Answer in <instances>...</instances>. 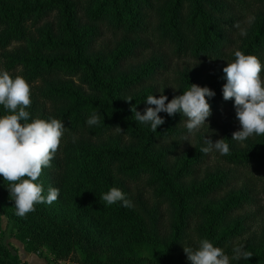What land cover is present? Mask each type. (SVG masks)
<instances>
[{
  "label": "trees",
  "instance_id": "obj_1",
  "mask_svg": "<svg viewBox=\"0 0 264 264\" xmlns=\"http://www.w3.org/2000/svg\"><path fill=\"white\" fill-rule=\"evenodd\" d=\"M255 13L257 19L246 29L245 21ZM16 44L22 46L12 49ZM236 50L255 55L264 66V0H0V71L29 83V122L56 118L65 126L51 166L42 170L37 183L46 181L48 188H58L60 197L65 185H74L79 218L94 217L109 228L127 231L114 256L103 260L80 254V264H182L158 249L166 219L173 244H178L193 227L197 202L224 196L251 175H258L264 192V135L250 136L241 147L232 140L238 122L225 127L228 168L200 180L213 157V150L204 154L200 149L207 146L218 119L236 113L234 98H223L225 75L213 79L206 71L209 66L226 67ZM180 61L203 70H186L189 75L183 78L174 66ZM191 84L215 92L207 98L212 114L199 129L189 133L181 113H159L165 123L156 132L134 120L131 105L143 114L147 107H155L146 103L148 95L159 98L163 92L167 103ZM129 97L131 103L125 100ZM93 112L100 122L89 126L86 120ZM6 114L0 105V116ZM107 136L117 137L106 143ZM95 185L102 189L100 196L111 187L121 189L133 207L85 198L83 194ZM141 185L155 199L146 207H139L132 197ZM252 193H238L217 208L209 227L197 229L201 240L224 250L240 239L239 224L225 228L221 223L259 207ZM38 211L36 205L29 214ZM252 216L240 225L252 221ZM4 217L14 224L15 237L29 253L43 256L39 247L47 246L62 259L64 243L52 242L0 200V233ZM0 264H25L2 236ZM242 264H264V248Z\"/></svg>",
  "mask_w": 264,
  "mask_h": 264
},
{
  "label": "clouds",
  "instance_id": "obj_2",
  "mask_svg": "<svg viewBox=\"0 0 264 264\" xmlns=\"http://www.w3.org/2000/svg\"><path fill=\"white\" fill-rule=\"evenodd\" d=\"M234 57L223 68L227 83L222 92L224 100L234 98L236 118L242 129L233 133L232 140L243 142L252 135H264V79L261 78L264 66L258 57L241 50H236ZM160 93L159 98L147 96L146 103L155 107H147L143 114L137 111L136 105H131L134 120L150 125L153 132L165 123L159 115L161 112L169 116L181 113L187 118L185 126L189 133L199 129L212 114L207 98L214 97L215 92L208 87L191 84L182 95L174 96L167 103L168 97ZM125 100L131 103L132 98ZM0 105L9 113L0 116V176L8 182L7 189L10 199L15 202L16 215L25 217L35 211L37 204L51 205L60 194L58 188L49 187L45 196L37 180L42 170L51 166L65 126L56 118H35L29 122L30 113L26 109L31 106L30 85L22 76L13 78L7 70L0 71ZM99 122L100 116L96 112L86 120L89 126ZM213 147L221 155L229 154L226 138L215 142L207 140V146L200 152L207 154ZM99 198L108 206L122 202L124 207H133L132 201L117 187H111ZM184 252L191 264H230L229 256L206 238L199 241L196 250L184 246ZM233 253V260H248L253 256L244 245L234 247Z\"/></svg>",
  "mask_w": 264,
  "mask_h": 264
},
{
  "label": "rangeland",
  "instance_id": "obj_3",
  "mask_svg": "<svg viewBox=\"0 0 264 264\" xmlns=\"http://www.w3.org/2000/svg\"><path fill=\"white\" fill-rule=\"evenodd\" d=\"M256 13L248 17L245 21L246 29H249L250 26L257 19L255 17ZM113 41V40H112ZM107 45V42L103 43L102 48ZM21 44H16L12 49H17L21 47ZM11 49V50H12ZM175 69L178 75L183 78H186L189 74L186 70L201 72L203 70L202 66H195L194 63L191 64L188 61H180L175 63ZM207 75H212L213 79H218L221 76H224L223 68H216L215 70L208 67ZM190 80V77L188 78ZM76 85H80V79L74 78L71 79ZM236 131L242 130L239 124L238 119L236 118V113H228L220 117L217 121V124H214L213 135L210 134L208 139L211 140V137L215 139H221L225 136L226 126H231L232 123H237ZM206 129L202 130L201 133H206ZM115 137L107 136L104 139V142L108 143L110 140L115 139ZM216 140H214L215 142ZM241 147H244V141H238ZM212 165L209 168L204 169L201 172L200 180L204 181L206 176L212 173H217L219 170H225L227 167L225 162V155H221L215 148L212 149ZM182 157L179 159L181 160ZM178 164V161H176ZM260 181V180H259ZM258 182V175H251L249 177H244L240 180L238 188H235L233 191H229L224 196H218L216 198H210L208 200H201L197 202L195 207L194 215V224L189 233L186 234L184 239H182L178 244H173V230L170 224V221L166 219L165 223L161 227V238L159 240L158 246L161 252H165L168 256H172L173 259L179 260L182 264H191L187 259L186 253L184 252V246L196 250L199 246V241L201 237L199 236V228L207 229L210 225V220L214 217L217 208L223 206L230 198L238 193L246 192L247 190H254L252 195L256 198V201H260V206L255 208H247L245 211L238 212L234 217L225 221V228H231L239 224L240 232H243V235L240 239L232 242L224 249V253L229 256L230 264H242L250 261L252 258L258 255V253L264 248V192L262 191L263 186ZM44 189V195H47L48 185L46 181L42 184ZM8 182L4 181L3 176H0V200L2 203L16 212L15 202L10 199V194L7 189ZM62 190L61 197L58 196L57 200L54 201L51 205L47 203L37 204L39 211L38 214H27L23 218L27 223L32 224L35 228L44 232V236L48 237L52 242L58 243L61 245L64 243L65 248L62 249V259H57L54 253L47 246L39 247L40 252L44 254L43 256L40 253H36L39 257L44 259L47 264H53L55 260L59 264H80V254H92L99 259H108L114 256L115 251L123 247L127 239V231L124 229H115L109 228L104 223L97 218H79L77 216L76 210L74 208V198L75 187L74 185L64 186ZM72 188V189H71ZM74 191V192H73ZM102 189L99 185L90 188L86 191V194H83L85 198L90 200H96L100 197ZM141 193V194H140ZM140 194V195H139ZM133 200L137 202L138 206L146 207L148 204L155 202V199H152L151 193H146L144 186H139L137 190L134 191ZM149 206V205H148ZM252 216V221L249 223H243L240 225L241 220ZM16 229L14 224L7 218H2V231L0 236L3 238V243L8 246L11 251L19 255V252H27V245L20 242L16 237ZM239 245H244L245 249L252 253V257L248 260H233V248ZM148 254V252L144 253ZM154 253L152 254L153 257ZM21 258V257H20ZM56 262V261H55Z\"/></svg>",
  "mask_w": 264,
  "mask_h": 264
},
{
  "label": "crops",
  "instance_id": "obj_4",
  "mask_svg": "<svg viewBox=\"0 0 264 264\" xmlns=\"http://www.w3.org/2000/svg\"><path fill=\"white\" fill-rule=\"evenodd\" d=\"M21 260L25 264H47V262L36 254H28L27 252H19Z\"/></svg>",
  "mask_w": 264,
  "mask_h": 264
}]
</instances>
